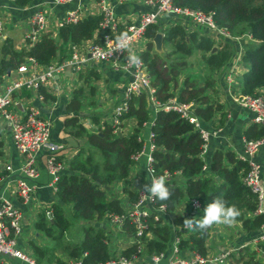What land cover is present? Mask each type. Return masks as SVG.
Here are the masks:
<instances>
[{
    "label": "trees",
    "instance_id": "1",
    "mask_svg": "<svg viewBox=\"0 0 264 264\" xmlns=\"http://www.w3.org/2000/svg\"><path fill=\"white\" fill-rule=\"evenodd\" d=\"M14 1L17 7H25L33 0ZM174 3L180 7L213 12L218 27L226 29L233 38H246L243 59L248 70L239 78L235 88L243 94L259 91L264 95V0H174ZM101 20L100 14L89 15L75 23L64 24L59 27L56 37L43 35L38 41L30 42L32 44L28 49H16L13 42L6 39L2 43L0 80L4 81L29 57L45 66L66 61L72 54L69 45H80L91 40ZM158 32L164 34V45L169 44L173 49L167 53V60L160 58L150 41ZM126 33L124 28L119 31V35ZM145 35L149 41L141 57L148 65L157 100L164 103L173 98L176 93L171 84L177 86L182 81L184 87L179 92V101L193 103L204 124L214 121L217 113H221L217 127L223 126L228 113L216 100V75L232 63L234 41L226 38L216 43L209 34L189 31L178 23L168 29L160 23L151 24ZM101 79L102 74L96 68L88 67L79 74L81 84L74 88L67 103L66 110L70 115L63 122L64 129L77 140L78 147L76 153L65 160L66 169L57 184V201L49 209L52 218L45 210L38 214L34 222L43 243L30 240L33 257L50 264H68L69 260H80L82 264H104L117 255L134 261L133 258L140 255L141 245H144L146 259L142 264H151L149 260L152 257L169 251L175 237H178L181 254L197 252L205 256L209 252L207 241L212 227L203 234L196 228L186 229L183 219L188 216L175 214L183 202H186V211H190V201L194 198L201 201L203 208L202 214L191 218H202L207 204L219 197L240 210L237 222L243 230L260 235L264 214L255 213L258 203L256 196L242 181L248 169L247 162L235 158L233 153L227 157L218 150L208 169L204 170V141L200 132L176 111L155 107L145 92L132 97L128 111L121 116L122 120H136L133 131L114 133L115 126L103 118L104 113L96 111L99 102L96 98L97 83ZM41 93L47 102L58 100L46 88H42ZM29 94L25 92L23 95ZM85 107L91 111L85 112ZM153 118V142L156 146L153 151V176L166 174V186L171 196L166 201L156 198L155 207L163 205L165 214L147 215V228L141 236L137 235L138 241L134 240L125 248L113 249L109 227L104 221L108 220V215L126 216V207L115 196L114 188L122 183V191L128 195L130 205L140 200V192L129 187L128 177L135 163L133 155L144 147L141 130ZM85 122H89L92 128H88ZM247 138H264V126L255 123L248 130ZM2 143L0 140V146ZM215 173L220 176L219 179H215ZM180 178L185 180V187ZM76 222L81 223L82 240L74 243L67 240L62 248L66 257L57 258L53 247L49 248L48 237L61 239ZM119 234L125 238L134 237L135 224L125 219ZM258 245L264 251L262 240ZM241 246H234L239 250L232 253L231 264H264V253L255 249L254 244Z\"/></svg>",
    "mask_w": 264,
    "mask_h": 264
},
{
    "label": "built area",
    "instance_id": "2",
    "mask_svg": "<svg viewBox=\"0 0 264 264\" xmlns=\"http://www.w3.org/2000/svg\"><path fill=\"white\" fill-rule=\"evenodd\" d=\"M71 1L73 0H51L55 4H64ZM142 1L149 10L141 14L138 24H130L127 33L119 35L120 26L116 13L110 5L105 3V0H100L103 18L97 30L99 39L90 40L84 46H81V44L69 45L72 55L62 63L53 62V64L45 66L29 57L4 81L0 80V128L4 124L10 128L12 142L22 157V175L16 174L18 170L11 163H4L3 167L0 168V187L3 183H9L10 188L16 193L22 204L29 206L31 203L34 188L29 184V180L39 178L37 160L42 152H47L45 167L51 178L50 183L55 186L56 191L60 177L66 169L65 161H60L57 157V152L63 150L64 145L52 141L53 122L50 117L43 115L42 109L35 104V100L45 101L44 95L41 93L42 88H46L53 95H58L62 87V75L65 76L69 66L72 73L78 76L90 66L93 60L97 63H109L114 70H123L127 74L128 81L124 86L122 98L113 109V122L111 124L115 126L114 133H123L120 130L124 123L121 116L128 111L130 99L145 92L149 101L156 107H161L166 111H176L182 118L194 125L204 141L203 153L206 152L210 138L218 134L219 129L212 130L204 127L203 120L196 113L193 103H181L176 96L164 103L157 100L155 96L156 87L152 85L148 65L141 57L140 44L142 39L148 40L145 34L149 25L159 23L163 16L167 14L187 17L197 25L206 26L216 39L219 38L216 35L218 33H222L225 38H232V36L227 30L216 25L213 12L206 13L201 10L180 7L174 3V0ZM80 9L68 12L60 22L59 27L79 21L82 18ZM49 19V13L46 10L36 13L23 30L25 39L34 43L33 41L37 37L48 35ZM6 28V19L0 18V42L5 38ZM51 36L54 37V35ZM120 37H125L126 46H120ZM131 55L138 58L140 61L138 65L129 63ZM11 76H13L12 81H10ZM234 77V73L231 71L228 79L232 84L235 83ZM25 92L30 94L21 97L22 100H18L17 94H25ZM237 102L240 106L254 113L253 121L256 124L264 126V95L262 93H259V91L254 94L240 93L237 96ZM153 140L154 133L151 132L150 149L152 152L148 156V162L152 174L153 162L155 161L153 151L156 148ZM263 144L264 138L248 139L246 137L244 150L240 155V159L248 163V169L243 174L242 181L256 196L258 203L255 213L259 214H264V182L262 166L253 158ZM145 149L144 144L143 149L133 155L135 162L145 153ZM207 168V165L203 167L204 170ZM155 200L156 198L142 191L140 192V200L136 204H132L128 210H125L126 216L124 214L108 215V220L113 226L121 228L125 219H130L135 224L136 235L133 238L138 241L137 235L141 236L147 228L145 217L150 213L165 214V207L163 205L155 207ZM145 203L150 204L151 210L144 208ZM202 208L199 199L194 198L190 201V210L194 215L199 216L202 214ZM49 213L51 212L49 211ZM23 232V211L0 193V264H7L9 258L18 259L24 264H45L19 247V239L22 237ZM262 236H264V232H261L249 243L257 245L259 241H264L261 238ZM178 243L177 237L175 239L174 254L168 264H231L232 253L239 250V247L233 246L222 249L215 254L209 255L208 253L203 256L196 252L190 253L188 257H183L180 255ZM247 244L244 243L241 247ZM143 247L144 245H141L140 255ZM140 255L134 257V261L117 255L104 264H142L145 260L140 261ZM163 257L164 254L154 256L149 261L151 264H163ZM68 264H82V262L72 260Z\"/></svg>",
    "mask_w": 264,
    "mask_h": 264
},
{
    "label": "crops",
    "instance_id": "3",
    "mask_svg": "<svg viewBox=\"0 0 264 264\" xmlns=\"http://www.w3.org/2000/svg\"><path fill=\"white\" fill-rule=\"evenodd\" d=\"M105 3L110 5L116 13V16L119 20L120 29L124 28L126 30L130 24H138L140 21L141 14L149 10V8L143 3L142 0H105ZM78 9H80L82 18L87 17L89 15L99 14L102 15L103 18L100 0H73L64 4H55L51 2V0H33L25 7H17L14 0H0V18L6 19L7 22L5 38L2 42H0V59L2 58V43L6 39H10L16 49L30 48L32 43L28 42L29 40L25 39V34H23V30L28 24L29 20H31L36 13L45 10L48 11L50 19L48 27L49 32L47 34L54 35V37H56L58 35L60 22L66 17L68 12ZM177 23L184 25V27L189 31L193 30L199 33H207L209 35L212 34L209 28H207L206 26H195L197 24L190 21L187 17L168 15L160 20V24L164 28L166 24L174 25ZM97 30L94 32V36L91 40H97L100 38ZM41 36L37 37V39L33 42L38 41ZM231 39L232 41H234L235 46V55L232 59V63L228 66L223 67L216 75V87L218 92L216 100L224 106L225 110L228 113L226 122L223 126L217 127L218 119L221 116V113L219 112L217 113L214 121H210L205 124L203 122L204 127H208L212 130L219 129L218 134L210 138L206 152H202L203 159L205 160L206 165L208 167L213 160L214 153L218 150L223 151V153L227 157L230 153H233L235 155V158L240 159V155L244 150V143L247 137V132L255 124V122L253 121L254 113L251 112L249 109L244 108L238 104L237 96L241 92L235 88V86L239 84V78H242L248 70V66L243 59V55L245 53L244 44L246 42V38L237 37L233 39L232 37ZM145 40L148 42L147 39ZM220 40V38H217V41ZM217 41L215 42L217 43ZM86 42L88 41L83 42L81 46H84ZM165 47L166 46L164 45V49ZM146 49L147 45L141 46L140 51L143 52ZM88 67L96 68L102 74V79L98 83L101 86V89L98 91L99 94L105 96V99L108 100V104H104V99L101 96L99 101L100 105L96 108V111L104 113L103 118L111 123L113 122L112 119L114 106L117 105L120 102V99L122 98V92L124 90L125 84L128 81V76L123 70H114L111 64L109 63H97L96 61L92 60L90 66ZM86 70L87 68L85 69V71ZM231 71H233L235 76L234 84H232L228 79V75ZM12 72L14 71H11L9 74H11ZM74 75L75 74H73L70 70L69 72L65 73L64 78H72ZM12 77L13 76H11L10 81H12ZM77 77H79V75ZM173 90H175V96L179 100L178 95L182 89H179V85H177L175 86V88H173ZM17 95L19 97L17 98L18 100H22L21 97L25 96L22 93H18ZM71 97L72 94H69L67 97L62 96V91L60 88L57 97L58 100L54 103L35 100V104L40 107L43 113L47 114L53 122L52 141L64 145V149L57 152L58 159L63 162L66 159H70L76 153V148L78 147L77 140H75L71 135H69L65 131L63 124L65 119L70 115L69 112H67L66 107ZM86 109L87 108L85 107V112ZM87 111H89V109H87ZM153 123L154 118L147 122L145 125V153L140 157L137 162L134 163L130 175L128 177L129 187L139 192H142L141 189L143 184L151 183L153 177V174L149 170L148 162V156L152 152L150 149V133L152 132ZM135 124L136 120L134 118L130 119L129 121L124 120L123 127L120 128V130L125 134L128 132H132ZM87 127L92 128L90 123L89 125H87ZM141 138L143 139L142 134ZM0 140L3 142L0 146V168L3 167L4 163H11L18 170L16 174L22 175V157L18 153L17 149L15 148L12 142L10 128L5 124L2 125L0 128ZM46 157L47 152L44 151L39 155V158L37 160L39 178L29 180V184L34 188L33 194L31 195V203L29 206L22 204L21 200L16 195V193L10 188L9 183H3L0 187L1 195L11 200L14 205L20 208L24 213V232L22 233V237L19 239V247L29 254H31V249L29 247L30 240L35 239L43 243L41 236L39 235V233H37L36 229L34 228V221L38 218V214L41 211L47 210L48 213L49 209H51L55 201H57V191L55 189V186L50 183L51 178L48 175V172L45 167ZM253 159L260 163V165L262 166V177L264 182V144L256 152ZM214 177L215 179L220 178L217 173L214 174ZM180 179L182 180V184L185 187V180L183 178ZM122 187V183H118L115 186V196L119 197L120 199L123 198L121 200L123 203H125L126 210H128L131 205L128 202V195L122 191ZM34 208L36 212L35 215H33ZM144 208L147 210H151V206L148 203L144 204ZM185 208L186 202H183L177 208L175 214L184 215L186 213ZM106 221L109 222V220H105L104 223ZM233 227L235 228V231L231 234V236L227 235L226 233L224 235L233 238L234 241L230 244H227L226 247L223 249L252 242L253 239L259 234L254 231L248 232L246 230H243L239 222H236ZM217 231L218 233H220L218 228ZM108 232L112 237V242L114 243L113 249L117 248L118 246L121 247L122 245H118L117 242L121 236L119 232L115 231L112 227H109ZM216 234V232H212L209 240L207 241L209 250L212 251L213 254L217 253L218 250H220V247H223L224 245L223 243L220 245V237L216 236ZM130 238L133 239V242L134 238ZM258 244H254L255 249H257L261 253H264L262 247H260V245ZM126 245L127 243H125L121 248H124V246ZM175 245L176 244L174 240V242L169 248V251L164 254V257L162 259L163 264H168L169 259L172 258L174 254ZM180 255L183 257H188L190 255V252H184L183 254H181L180 252ZM145 259L146 256L143 247L139 260L144 261ZM7 261V264H24L22 261L15 258H9L7 259Z\"/></svg>",
    "mask_w": 264,
    "mask_h": 264
},
{
    "label": "rangeland",
    "instance_id": "4",
    "mask_svg": "<svg viewBox=\"0 0 264 264\" xmlns=\"http://www.w3.org/2000/svg\"><path fill=\"white\" fill-rule=\"evenodd\" d=\"M168 15H172V14H167V15H165V16H168ZM165 16H163V17H165ZM173 16H175V15H173ZM160 23V22H159ZM182 25V24H181ZM173 25L172 24H166L165 25V29H168V28H171ZM183 27H184V25H182ZM195 26H200V25H195ZM223 29V28H222ZM226 30V29H225ZM217 36H219V38L221 39V40H223V39H226L224 36H223V34L222 33H218V34H216ZM210 37L211 38H213V40H215V41H217V39H214V37L212 36V35H210ZM233 39H235V38H233ZM220 40V41H221ZM149 41V40H148ZM220 41H217V43H219ZM148 44V42L145 40V39H142V41H141V46H146ZM166 47H165V49H164V51L163 52H158V51H156L155 50V47H154V50L159 54V56H160V58L161 59H163V60H167L168 59V56L169 55H167V53H169V51H171V50H173L172 49V47L171 46H169V44H166L165 45ZM171 49V50H170ZM78 77L77 76H73L72 78H69V77H67V78H64V76L62 75V87H61V91H62V96H64V97H67L69 94L71 95L72 94V92H73V90H74V88L76 87V86H78L79 84H81L80 83V81H78V79H77ZM103 81V80H102ZM99 83V82H98ZM97 83V84H98ZM180 84H179V89H182L183 87H184V85H183V83L182 82H179ZM172 85V88H175V85L172 83L171 84ZM67 86H70L69 88L67 87ZM101 86L98 84V88H97V90H100L101 88H100ZM97 94H99V91L97 92ZM55 96H57L58 97V95H55ZM101 96H102V94H99V95H97V99L100 101V98H101ZM102 98L104 99V104H108V100L107 99H105V96H102ZM100 104H99V102H98V104H97V107L99 106ZM96 107V108H97ZM88 109V108H87ZM87 109H86V112H90L91 111V109H89V111H87ZM45 115V117H48V115L47 114H44ZM86 121H88V120H86ZM85 124H87V125H89V122H85ZM145 130H146V127L144 126L143 128H142V130H141V134L143 135V139H144V141L146 140L145 139V136H144V132H145ZM121 199H123V198H121ZM124 205H125V203H123ZM185 211H186V208H185ZM35 208H34V210H33V215H35ZM199 214H200V212H199ZM185 216H188L189 218H191V217H196L197 215H194L193 213H192V210H190V211H186V213L184 214ZM35 222V221H34ZM33 223V222H32ZM106 224H107V226L108 227H112L115 231H120V227H118V226H113L111 223H109L108 221H106L105 222ZM217 228L219 229V231H220V233H218V231H217ZM82 229H81V223H79V222H76V224L75 225H73L68 231H66L64 234H63V236H62V238L61 239H54V238H50V237H48V242H49V248L51 249V247H53V250L55 251V253L57 254V258H60V257H62V258H65L66 256H65V253H62V248H63V245H64V243L67 241V240H71V242L72 243H74V242H78V241H80V240H82V238H83V233H82V231H81ZM235 231V228L233 227V226H231V227H229V226H226V225H214L213 227H212V230H211V232L210 233H212V232H216L217 234H216V236H218V237H220V241H221V243H220V245L223 243L224 245H223V247H220V250H222L223 248H225L226 247V245L227 244H230V243H232L233 241H234V239L233 238H230V237H228V236H226V235H224L225 233L227 234V235H229V236H231V234L233 233ZM222 236H225V237H222ZM130 237H127V238H125V237H123V236H120V239L117 241L118 242V245H124L125 243H127V245L128 244H130V243H132V238H130ZM176 239V238H175ZM45 240H46V238H45ZM224 241V242H223ZM229 242V243H228ZM126 245V246H127ZM121 246V247H122ZM208 246V245H207ZM121 247H119L118 246V248L119 249H121ZM260 247H261V245H260ZM55 248H56V250H55ZM124 248H125V246H124ZM208 249H209V247H208ZM220 250H218V251H220ZM213 252L212 251H210L209 250V255L210 254H212ZM170 260V259H169ZM70 261V260H69ZM68 261V262H69ZM54 262H56V259H54ZM42 263H45V264H50L49 262H47V261H43Z\"/></svg>",
    "mask_w": 264,
    "mask_h": 264
},
{
    "label": "clouds",
    "instance_id": "5",
    "mask_svg": "<svg viewBox=\"0 0 264 264\" xmlns=\"http://www.w3.org/2000/svg\"><path fill=\"white\" fill-rule=\"evenodd\" d=\"M120 46L124 47L125 37H120ZM129 63L138 65L140 61L134 55L129 57ZM144 193L150 194L152 197L160 201H166L170 198L171 192L166 186V174L159 177H152L151 183H145L141 189ZM241 215L236 205L229 203L222 198H216L212 203L207 204L204 209L202 218L195 219L185 217L183 219V227L186 229L196 228L201 233L207 232L214 225L233 226L237 222V218ZM260 230L264 232V225L260 226ZM264 239V236L261 237Z\"/></svg>",
    "mask_w": 264,
    "mask_h": 264
},
{
    "label": "water",
    "instance_id": "6",
    "mask_svg": "<svg viewBox=\"0 0 264 264\" xmlns=\"http://www.w3.org/2000/svg\"><path fill=\"white\" fill-rule=\"evenodd\" d=\"M154 46H155V50L158 52H163L164 51V34L162 32H158L152 40H150ZM216 50V47L213 48V51ZM71 70V67L69 66L67 69V72H69ZM158 109H162L161 107ZM50 218H52V214L49 213L48 214Z\"/></svg>",
    "mask_w": 264,
    "mask_h": 264
}]
</instances>
